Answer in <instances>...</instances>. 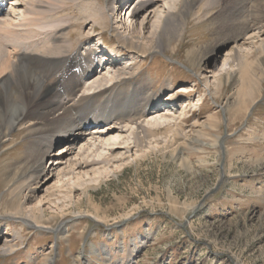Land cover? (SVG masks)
Wrapping results in <instances>:
<instances>
[{
	"label": "rangeland",
	"instance_id": "374dc122",
	"mask_svg": "<svg viewBox=\"0 0 264 264\" xmlns=\"http://www.w3.org/2000/svg\"><path fill=\"white\" fill-rule=\"evenodd\" d=\"M158 3L176 14L183 7V0ZM53 6L62 17L70 16L76 7L70 0ZM199 8L196 0L178 34L177 28L166 31L169 48L174 50L139 55L133 73L123 75L131 76L126 78L131 88L138 81L155 97L161 91L152 110L158 111L167 100L158 113L184 111L181 117L170 114L162 125L150 126L137 146L133 142L137 123L158 113L150 110L132 126H124L120 137L104 149L96 150L94 139L86 137L72 144V153L53 167L45 156L43 173H51L42 186L41 182L30 186L35 180L22 173L23 164H18L30 140L25 126L14 128L11 142L0 145V264H264V77L260 90L242 103L240 74L246 70L241 72L231 60L236 50L259 79L264 34L249 54L246 39L226 40L222 50H213L239 15L252 24L247 32L251 33L260 23L256 14L264 13V0H218ZM125 14L120 15L121 21L128 18ZM159 14L152 12L146 35L139 39L146 49L155 41L149 42L147 36L156 31ZM141 18L135 19L136 24ZM112 21L109 17L106 26H96L100 34L94 36L101 35L103 43L123 56L126 50L116 40ZM81 30L85 35L94 33L88 27ZM71 38L72 43L78 41L77 36ZM5 43L0 44V52L12 59L15 54ZM190 51L195 53L194 66L186 60ZM128 60L119 65L134 64ZM126 79L116 80L113 88ZM86 85L80 86L78 96ZM109 146L114 147L113 154ZM73 155L76 160L98 162L90 164L100 167L96 179L79 178L82 171L71 165ZM67 158L71 164L64 163ZM14 171L19 173L16 180L9 177ZM14 202L24 209L33 207L40 218L25 222L21 215L9 213Z\"/></svg>",
	"mask_w": 264,
	"mask_h": 264
},
{
	"label": "bare ground",
	"instance_id": "6f19581e",
	"mask_svg": "<svg viewBox=\"0 0 264 264\" xmlns=\"http://www.w3.org/2000/svg\"><path fill=\"white\" fill-rule=\"evenodd\" d=\"M70 1L74 7L76 6L75 10L70 16L62 17L53 4L64 3V0H0V44L6 41L5 46L15 54L10 59L11 56L4 55L3 51L0 52V54L4 53L0 56V145L11 142V131L14 128L26 127L30 140L27 141L24 156L18 164H23L22 173L26 172L30 179L35 180L30 186L39 185L40 182L42 186L48 180V177H44L51 172L49 170L43 173L44 168L41 164L45 156L49 158L50 167H53L61 163L66 155L72 153V144L86 137L94 139L92 144L96 150L104 149L109 141L120 137V132L125 130L122 129L124 126H132L129 124L147 116L150 110L155 114L165 108L167 100L160 105L158 111L152 110L161 91L155 97L143 88L145 84L138 81L131 88V83L126 79L131 76L123 75L133 73L132 69L139 65L136 60L139 55L144 57L150 51L163 52L172 49L169 48V38L165 33L168 30L174 31L175 28H177L176 34L179 33L189 8L193 7L196 0H183L180 14L164 9V6L158 3L160 0H106L104 3L99 0ZM216 1L218 0H198L200 8H206ZM22 4V8L18 9V5ZM122 8V13L124 11L125 15L131 18L126 27L125 21L127 22L128 18L121 21ZM155 11L160 13L156 20L157 27L154 28L156 31L151 37L147 36L149 42L153 39L155 41L151 42L150 49H146L144 45L139 44L142 43L139 39L141 34L146 35V25L152 19V12ZM261 14L255 16L256 21L260 23L264 21V13ZM141 15L139 24H136L135 19ZM109 17L114 20L112 31L115 32L118 44L126 50V53H123L125 58L118 54V49L112 48L117 55L114 56L115 59H110L97 56L95 52L98 49L91 48L92 43L97 46L106 45L102 42L101 35L99 38L94 35L100 34L99 28L107 25ZM243 17L244 15H239L235 18V22L229 23L228 27L227 24L225 25L227 29L222 33L223 41L213 49L215 52L223 49L226 40L234 43L241 39L249 40L251 47L246 51L247 54L251 53L249 52L251 49H256L257 40L264 34V23L261 25L255 23L257 25H254L252 32L248 34L252 24ZM84 27H88L89 31L94 33L85 35L81 30ZM73 36L78 37L76 43H72ZM261 41H264L263 38ZM259 53L263 58L261 60L263 69L260 68V78L257 80L254 78L255 68L248 70L236 50L231 56L232 62L242 68L241 72L243 69L246 70L245 73L240 74L242 103H246L254 91L260 90L259 84L264 77V42L259 46ZM126 60L133 61L134 64L119 65L121 61ZM186 60L191 65H196L195 53L188 52ZM94 77L96 78L89 83L88 81ZM121 78L126 79L125 84L117 89L113 88L115 81ZM54 84L57 85V89L54 88ZM85 84L88 86L86 85L87 87L78 96V89ZM140 100H142L141 105ZM183 112L172 111L167 115L162 112L161 115L158 113L159 115L156 114L137 123L133 142L136 146L144 142L142 136L146 137L150 126L162 125V120H170V114L172 118H179ZM104 123L107 124L104 126ZM59 144L61 145L56 149ZM84 147L80 148L84 149ZM112 148L114 147H107L110 154H113ZM74 155L77 156L78 153ZM75 156L72 164L70 158L64 163L73 165L78 172L82 171V174L78 175L79 178L89 175L92 179H96V174H100V167L97 169L90 164L98 165V162L94 159L76 160ZM114 168H117V165ZM10 176L16 180L19 173L10 172ZM17 183L16 186L21 185L20 181ZM14 203L13 209L9 211L14 216L21 215L25 222L30 218L34 220L40 218L36 214L39 211L33 207L24 209L19 202Z\"/></svg>",
	"mask_w": 264,
	"mask_h": 264
},
{
	"label": "water",
	"instance_id": "95a60500",
	"mask_svg": "<svg viewBox=\"0 0 264 264\" xmlns=\"http://www.w3.org/2000/svg\"><path fill=\"white\" fill-rule=\"evenodd\" d=\"M210 193V192H209ZM207 195H208V193H207Z\"/></svg>",
	"mask_w": 264,
	"mask_h": 264
}]
</instances>
